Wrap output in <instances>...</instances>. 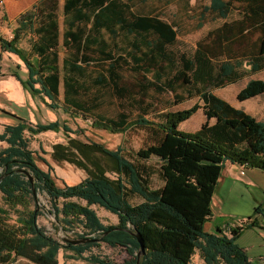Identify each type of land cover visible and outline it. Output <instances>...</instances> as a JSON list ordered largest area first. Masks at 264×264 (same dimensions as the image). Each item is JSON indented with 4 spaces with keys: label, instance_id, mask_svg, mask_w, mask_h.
I'll return each mask as SVG.
<instances>
[{
    "label": "trees",
    "instance_id": "1",
    "mask_svg": "<svg viewBox=\"0 0 264 264\" xmlns=\"http://www.w3.org/2000/svg\"><path fill=\"white\" fill-rule=\"evenodd\" d=\"M151 1L169 5L178 0H64L62 27L58 0H40L17 20L11 40L1 33L6 16L0 9V44L4 52L17 55L25 65L26 81L15 75L25 90L48 100L51 108L58 106L56 99L62 90L64 111L90 120L92 128L112 134L146 131L151 139L137 150L83 146V154L94 151L112 160L115 179L100 173L59 188L47 162L38 157L47 171L37 166L26 134L75 132L57 122L33 127L21 121L5 127L0 134V143L6 145L0 147V194L5 206H0V264H14L17 259L59 264L60 253L64 264H117L92 252L101 244L124 248L128 253L125 264H137L139 245L134 234L144 243L145 254L139 264H194L196 251L204 264H250L235 241L243 229L254 226V221L230 227L227 233L225 228H218L209 234L203 225L212 216L211 200L226 162L264 172V122L212 94L213 89L264 69V0H203L208 4L194 17L197 29L207 20H221L222 24L208 31L191 54L175 51L177 32L169 22L146 13L145 6ZM237 13L243 14L239 20ZM246 30L250 32L243 35ZM120 33L129 37L130 49L116 44ZM258 33L260 37L250 45L249 35ZM22 40L27 50L19 46ZM248 53L253 58L246 70L237 57ZM170 68L174 74L163 84L149 79ZM174 84L189 88L204 105L166 111L157 122L143 118L128 121L126 111L140 109L146 93H175ZM263 94L264 81L252 79L236 99L243 102ZM181 100L177 97L178 102ZM109 105L119 109L115 117L99 112ZM199 109L206 121L202 130L214 120V128L239 134V140L225 144L202 131L181 132L179 124ZM20 169L33 177L35 193L37 183L47 193L53 216L63 231L80 229V234L75 233L77 239L101 240L71 245L39 228L37 210L30 201L36 203V196ZM153 175L160 180L157 188L151 187ZM131 199L139 202L132 204ZM92 206L115 215L117 224L103 225ZM259 213L256 209L255 214Z\"/></svg>",
    "mask_w": 264,
    "mask_h": 264
},
{
    "label": "rangeland",
    "instance_id": "2",
    "mask_svg": "<svg viewBox=\"0 0 264 264\" xmlns=\"http://www.w3.org/2000/svg\"><path fill=\"white\" fill-rule=\"evenodd\" d=\"M207 4L208 2L203 0H189L188 3L178 0L177 2H172L169 5H166V3L164 2L159 3L151 1L147 3V6H145V11L149 15L161 17L175 28L177 32L176 44L174 48L175 51H177L179 54H191L194 51L197 42L202 39L208 31L222 24L221 20H207L201 29H197V21L194 20V17H198L202 8ZM184 5L189 6V8L185 10L183 8ZM57 15L59 16L61 23L63 19L62 5H58ZM108 40H110V38H108ZM115 42L121 48H126V50L130 49L129 37H125L122 33L119 34ZM1 71L2 76L6 75V77H4V79H2L0 83V93L6 92L9 96H16V94H12V92H10V87H5L4 82L7 80L8 76H13L17 80L15 75H17L21 81H26L28 74L25 65L17 55L9 53L4 58V69L0 70V72ZM173 74L174 70L170 68L161 73L158 78L156 76H149V79L163 84L164 82H166L167 79H171ZM250 78L251 77L245 78L244 82ZM252 78H259L264 80V72L256 74L252 76ZM244 82H236L233 84L226 85L222 88L213 89L212 94L218 99L223 100L232 108L240 110L237 108V105H239V108H242L244 107L245 101H237L236 95L243 86ZM174 86L175 93H146L145 103L141 106L140 109H135V107H132L131 110L126 111L128 115V121L134 122L140 118H143L149 122H157L159 120L158 116L166 111H179L188 109L193 105H199L201 107L204 105L203 100H201L196 94H190L191 90H188L189 88H181L180 86L175 84ZM26 94L27 104L23 105L24 107L19 106L16 109V104L14 103L15 100H9L11 102L10 105L14 109L20 111L24 117H30L26 120V123L30 126L35 127L38 125H46L49 123L57 122L61 126L66 125L70 130L75 132L74 134L69 135L71 138H74L89 145H101L103 148L109 151L116 150L118 146H122L123 149L137 150L139 148L145 147L151 141V139L149 138L150 134L146 131H136L134 129H131L130 131L124 134H112L107 131L92 128L90 120L85 121L81 117H76L72 116L71 114H67L62 106V90H60V95L56 99V104L58 105L56 108L49 107V101L43 97L32 96L28 91ZM8 95H6L5 93L3 95L0 94V100L2 101L5 98L8 99ZM177 97L182 98V100L178 102ZM258 106H264V99H262V101L258 104L252 103L250 106H248V110L256 112ZM7 108L9 109V106H7ZM142 109H144L145 112H143ZM118 110L119 109H114V107L109 105L104 107L103 110L99 112H103L107 117H115L118 113ZM9 113L10 112L7 109L0 108V116L2 118H11L13 114L9 115ZM16 119L14 118L17 124H19L21 121H24L21 118ZM205 122L206 121L203 115V111L202 109H199L189 120L179 124L178 129L183 133H194L202 131V133L208 138L225 144H232L239 140V134L233 133L232 131L226 128H214V120L208 121L207 126L204 128V130H202V126ZM56 133V131H46L39 134H34L33 136H36L37 139L31 138L32 143L31 146L29 145V149L33 152H36L34 158L36 160L37 166L42 170L47 171L48 168L39 160L38 157H45L47 158L48 162L51 163V175L54 178L55 184L59 188H63L65 185L72 186L80 183L82 180H84L90 175L91 171L95 169V163L105 169L106 175L109 178L115 179L116 174L114 172L112 173V160L100 153L90 154L89 158L93 160L91 162L89 158L84 159L81 157L80 159L79 155L75 153V155H73V150H71V154H68V156L73 160L81 161L84 165V170L79 169L76 166L70 165L67 162H56L53 159L52 143L54 142V138H57L56 141H58V138H61V140H63V142L67 144V138L62 133L61 134L63 136L61 134ZM0 147H5V145L3 143H0ZM150 164L152 166H156L154 162ZM1 169L2 168L0 167V173ZM159 186L160 180L158 176L153 175L151 179V187L157 188ZM30 201L32 209L37 210L36 223L39 228L46 232V234L60 241L61 238L64 237L76 239L77 237L75 233H81L80 229L65 232L59 228L53 216L54 210L51 206L50 198L47 193L42 190L39 183L36 184V203L33 199H31ZM138 202L139 200L137 199H131L132 204H136ZM0 206L5 207L2 201L1 194ZM91 209L96 212L103 225L108 226L117 224L118 221L115 215L107 212L106 210L98 206H92ZM92 252L96 255L107 257L117 264H125L126 262H128V253L125 251L124 248L121 247L111 248L106 244H101L100 248H94L92 249ZM62 256V253H60L58 256L59 264L65 263V260ZM84 256H88V253H85ZM195 258L196 257H194V261ZM14 264L32 263L25 259H17ZM66 264L86 263L83 261H66Z\"/></svg>",
    "mask_w": 264,
    "mask_h": 264
},
{
    "label": "crops",
    "instance_id": "3",
    "mask_svg": "<svg viewBox=\"0 0 264 264\" xmlns=\"http://www.w3.org/2000/svg\"><path fill=\"white\" fill-rule=\"evenodd\" d=\"M38 1L40 0H0L1 9L3 10L6 16V25L1 28V33L4 39L11 40L13 36V31L17 27V20L20 18L21 15L29 11ZM63 3L64 0H58L59 6H63ZM238 5L239 3H237V6ZM242 17L243 14L237 13V20L241 19ZM59 24H61L60 19ZM248 31L250 32V30L244 31L243 35L248 34ZM260 35L261 34L259 33L254 34L252 36L249 35L250 45H252V43H255L260 37ZM26 37L29 38V36ZM19 46L25 50L28 49V45L26 44L25 40H22L19 43ZM7 54L9 53L4 52L0 44V70L4 69V58ZM238 54L242 55L243 51L238 52ZM62 57L63 55L60 53L59 62L62 61ZM252 58L253 57L248 53L245 57H237V62H241L243 67L246 70H249L251 68ZM262 72H264V69L259 71L258 73L248 75L247 77L251 78L247 81L244 82V79L247 78L245 77L237 83L241 81L244 82L243 86L241 87L242 89L245 87L248 81L252 79L262 80L259 78H252V76ZM4 77H6V75L2 76L1 71L0 83L2 79H4ZM4 84L5 87H10V92H12V94H16V96H9L6 92L0 93L2 95L5 93L9 97L8 99L5 98L2 101L0 100V108L7 109L10 112L9 115L13 114V116H11V118L9 119H5L0 116V134L4 132V129L7 126H16V118H21L25 122L27 119L30 118L27 116L24 117L20 111L16 110L17 107H24L23 105L27 104V90H25L21 83L17 81L13 76H8ZM9 99L15 100L14 103L16 104V109H14L10 105L11 102ZM262 99H264V94L246 100L245 102L243 101L244 107L239 108V105H237V108L243 110L246 114L252 116L256 120L264 122V106H258L256 112L248 110V106H250L252 103L258 104L262 101ZM7 106H9V109L7 108ZM14 118L16 120H14ZM61 133L67 138V144L63 142L61 138H58V141H56L57 138H54V142L52 143L53 159L56 162H67L68 164L76 166L79 169H83L84 165L81 161L73 160L68 156V154H71V150H73V155H79L80 159L81 157L84 159H88L90 154L96 152L86 151V153L83 154V146H85V148H88V146H90L89 144L71 138L69 136L71 135V133H64L63 131H58L56 134ZM26 137L29 139L30 146L32 143L31 138L37 139L36 136H31L29 134H26ZM35 154L36 152H34V155ZM42 159L47 162L52 172L51 163H49L47 158L45 157ZM89 159L91 162L93 161L91 160V158ZM94 168L95 169L90 172V175L87 178L94 175H98L100 173H103L104 176L108 177L106 175L105 169L97 163H95ZM256 209H258L261 213L255 214ZM211 211V218L203 225V231L209 234L215 233L218 228H225L224 232L227 233L226 230L230 227H234L246 222L251 223L252 221H254V226L245 228L241 231L235 243L238 247L244 250L250 264H264V172L258 169L246 168L237 164H231L229 162H226L221 171V176L218 180L217 187L211 200ZM194 257H196L195 261ZM192 262L194 264H204L198 251H196L194 256L192 257Z\"/></svg>",
    "mask_w": 264,
    "mask_h": 264
},
{
    "label": "water",
    "instance_id": "4",
    "mask_svg": "<svg viewBox=\"0 0 264 264\" xmlns=\"http://www.w3.org/2000/svg\"><path fill=\"white\" fill-rule=\"evenodd\" d=\"M20 172L23 173L27 180L29 181V184H30V189L32 191L33 194H35L36 196V193H35V189H34V180H33V177L31 176V174H29L27 171L23 170V169H20ZM2 179V177H0V180ZM55 219V218H54ZM55 222L57 223V221L55 220ZM58 225V223H57ZM59 226V225H58ZM59 228L61 229V227L59 226ZM113 230H118L116 228H114ZM111 230H108L104 233V235H107ZM139 245V254H138V259H137V264L140 263V259L141 257L145 254V249H144V243H143V240L141 238V236L139 234H134L133 235ZM101 240V237L99 238H94V237H91V238H80V239H72V238H68V237H64V238H61V242H64V243H69L71 245H79V244H84V243H89V242H99ZM59 241V240H58Z\"/></svg>",
    "mask_w": 264,
    "mask_h": 264
},
{
    "label": "built area",
    "instance_id": "5",
    "mask_svg": "<svg viewBox=\"0 0 264 264\" xmlns=\"http://www.w3.org/2000/svg\"><path fill=\"white\" fill-rule=\"evenodd\" d=\"M0 9H1V2H0Z\"/></svg>",
    "mask_w": 264,
    "mask_h": 264
},
{
    "label": "bare ground",
    "instance_id": "6",
    "mask_svg": "<svg viewBox=\"0 0 264 264\" xmlns=\"http://www.w3.org/2000/svg\"><path fill=\"white\" fill-rule=\"evenodd\" d=\"M138 254H139V252H138Z\"/></svg>",
    "mask_w": 264,
    "mask_h": 264
}]
</instances>
